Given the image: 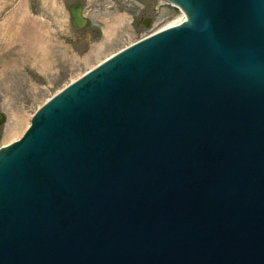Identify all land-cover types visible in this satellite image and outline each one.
Instances as JSON below:
<instances>
[{
  "label": "water",
  "instance_id": "water-1",
  "mask_svg": "<svg viewBox=\"0 0 264 264\" xmlns=\"http://www.w3.org/2000/svg\"><path fill=\"white\" fill-rule=\"evenodd\" d=\"M161 1L0 147V264H264V0Z\"/></svg>",
  "mask_w": 264,
  "mask_h": 264
},
{
  "label": "rangeland",
  "instance_id": "rangeland-1",
  "mask_svg": "<svg viewBox=\"0 0 264 264\" xmlns=\"http://www.w3.org/2000/svg\"><path fill=\"white\" fill-rule=\"evenodd\" d=\"M76 3L87 19L80 30L68 11ZM181 16L161 0H0V147L49 97Z\"/></svg>",
  "mask_w": 264,
  "mask_h": 264
},
{
  "label": "bare ground",
  "instance_id": "bare-ground-1",
  "mask_svg": "<svg viewBox=\"0 0 264 264\" xmlns=\"http://www.w3.org/2000/svg\"><path fill=\"white\" fill-rule=\"evenodd\" d=\"M182 19H183V16H181L180 18H178V19H176V20H174V21L169 22L168 24L164 25L162 28H164V27H168V26H171V25H174V24L178 23V20H182ZM13 137H14V136H13ZM8 144H9V143H8Z\"/></svg>",
  "mask_w": 264,
  "mask_h": 264
}]
</instances>
